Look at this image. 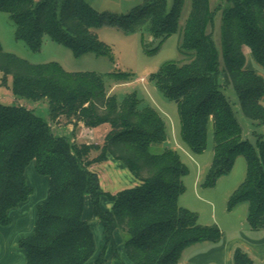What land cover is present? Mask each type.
<instances>
[{"label": "trees", "instance_id": "16d2710c", "mask_svg": "<svg viewBox=\"0 0 264 264\" xmlns=\"http://www.w3.org/2000/svg\"><path fill=\"white\" fill-rule=\"evenodd\" d=\"M184 2L173 0L168 9L167 0H143L127 13L117 14L99 12L86 0H0V10L14 22L16 36L34 50L48 34L77 55L110 56L111 48L95 29L113 25L125 32L164 38L178 31ZM218 18L219 45L209 31ZM179 32V49L187 60L168 63L153 79L177 103L181 136L191 151L205 150L212 123L215 154L207 185L228 174L238 156L245 157L246 176L227 207L246 202L249 225L262 229L264 133L254 147L224 88L232 85L243 114L264 125V78L247 68L244 51L248 48L264 69V0H217L213 6L210 0H190L189 16ZM0 73L2 85H8L9 75L13 77L16 97L49 103L50 120L46 121L25 105L0 102V225L10 224V210L33 193L25 175L30 162L34 161L39 174L50 178L48 200L37 206L34 232L19 241L27 252V264L105 262L104 253L92 260L94 235L83 218L86 195L114 256H118L114 232L119 229L134 264H180L191 244L221 237L217 225L201 224L197 213L179 204L188 169L168 146L165 123L155 109L140 106L135 95L118 101L106 92L101 75L70 72L57 62L33 64L1 47ZM62 117L75 126L106 124L109 131L101 143L78 142L53 127L61 125ZM109 154L123 162L139 183L115 195L106 194L113 206L104 211L99 175L91 167ZM233 264L254 262L237 248Z\"/></svg>", "mask_w": 264, "mask_h": 264}, {"label": "rangeland", "instance_id": "374dc122", "mask_svg": "<svg viewBox=\"0 0 264 264\" xmlns=\"http://www.w3.org/2000/svg\"><path fill=\"white\" fill-rule=\"evenodd\" d=\"M86 1L99 12L107 11L124 14L143 0ZM216 1L210 0V5L213 6ZM172 5L173 0H167L168 9ZM189 13L190 0H185L178 31L164 38H154L142 31L125 32L113 25H104L95 29L98 37L111 48V55L107 56L97 55L93 52L77 55L69 46L53 40L48 34L43 35L39 49L34 50L25 40L16 36L14 22L8 13L0 10V47L3 51L26 59L33 64L57 62L70 72L96 73L103 77L106 92L115 96L118 101H122L125 96L135 95L140 106L155 109L165 123L168 146L178 152L182 162L188 169V173L184 178L185 190L180 195V199L193 208V210H190L198 214L199 221L203 225L218 226L217 222L219 221L233 227L242 218L243 211L235 206L229 209L227 207L228 200L246 176L247 162L245 157L238 156L232 170L228 174L220 176L215 184L207 185V175L215 154L212 123L209 125L205 150L199 153L191 151L181 136V120L177 103L161 91L153 79V75L168 63L175 61L183 63L187 60L186 54L179 49V31L185 25ZM220 25L221 20L218 18L214 28L209 29L218 45L221 41ZM244 51L249 53V49L246 47H244ZM2 76L0 73L1 83ZM142 78L144 79L141 80ZM12 81L13 77L9 75L8 85L0 84V102L3 104L25 105L32 109L36 115L49 121L48 101H32L16 97L13 94ZM224 93L232 103L244 135L257 148L258 137L264 133V125L249 119L243 114L239 107L238 95L232 85L225 87ZM62 125H67V120L63 117L61 118ZM83 141L82 139L78 142ZM227 197H229L228 200L226 199ZM215 214L218 221L214 219L211 221V215ZM96 219L99 220V218ZM85 220L89 223L91 222L88 218H85ZM95 228L94 225V231L96 230ZM120 235L126 260L124 261L120 254L118 256L113 254V257L111 256V264H114L115 259L120 264H134L126 253L122 231H120ZM103 250L102 248L101 251Z\"/></svg>", "mask_w": 264, "mask_h": 264}, {"label": "crops", "instance_id": "0c3cea01", "mask_svg": "<svg viewBox=\"0 0 264 264\" xmlns=\"http://www.w3.org/2000/svg\"><path fill=\"white\" fill-rule=\"evenodd\" d=\"M246 57L247 68L254 69L257 74L264 78V69H260L261 67L255 63L251 53H247ZM262 101L264 102V96ZM53 127L59 133L70 134L74 140L81 141L83 139V142L86 143L103 142L109 131L106 124L89 128L83 122L76 126L71 123L62 126L53 124ZM91 170L96 171L99 175L100 188L104 193L100 198V204L104 211H110L113 206V202L106 194L115 195L119 191L134 187L139 183L128 167L110 154L105 161L93 165ZM25 175L28 184L33 188V193L18 207L10 210V224L0 225V264H27V252L20 247L19 241L21 238L33 234L37 219V206L47 201L49 197L50 178L36 171L34 161L26 167ZM228 198L226 199L228 200ZM179 204L193 210L187 202H182L180 197ZM235 207L243 211L242 218L231 227L216 220V214L211 215V221L213 219L218 221V226L222 232L221 237L216 241L206 240L191 244L183 251L180 264H233L234 252L237 248L246 251L254 264H264V228L253 229L249 225L247 221L249 207L246 202L239 203ZM83 218L91 220L88 223L94 235L96 248L92 260H96L101 253H104L105 262L103 264H111L112 246L106 242L102 221L96 219L98 217L93 212L89 195L85 196ZM200 223L202 224V222ZM203 223L206 224L207 222ZM94 225L96 227L95 231L93 230ZM114 239L118 254L125 261L119 229L115 230ZM102 248L103 251H101ZM114 264L120 263L115 259Z\"/></svg>", "mask_w": 264, "mask_h": 264}, {"label": "built area", "instance_id": "2783aa9c", "mask_svg": "<svg viewBox=\"0 0 264 264\" xmlns=\"http://www.w3.org/2000/svg\"><path fill=\"white\" fill-rule=\"evenodd\" d=\"M144 78H142L141 80H143Z\"/></svg>", "mask_w": 264, "mask_h": 264}]
</instances>
